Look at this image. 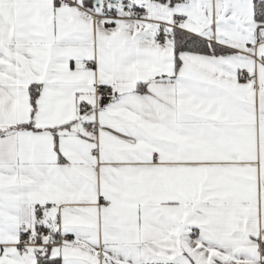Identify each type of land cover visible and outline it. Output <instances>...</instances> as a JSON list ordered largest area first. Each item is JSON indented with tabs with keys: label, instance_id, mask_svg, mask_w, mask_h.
<instances>
[{
	"label": "snow or ice",
	"instance_id": "snow-or-ice-1",
	"mask_svg": "<svg viewBox=\"0 0 264 264\" xmlns=\"http://www.w3.org/2000/svg\"><path fill=\"white\" fill-rule=\"evenodd\" d=\"M0 264H264V0H0Z\"/></svg>",
	"mask_w": 264,
	"mask_h": 264
}]
</instances>
